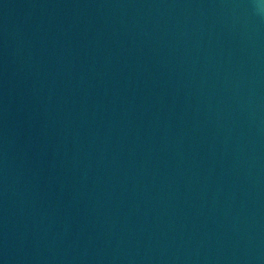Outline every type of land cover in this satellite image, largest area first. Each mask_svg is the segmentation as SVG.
Wrapping results in <instances>:
<instances>
[{"label": "water", "instance_id": "1", "mask_svg": "<svg viewBox=\"0 0 264 264\" xmlns=\"http://www.w3.org/2000/svg\"><path fill=\"white\" fill-rule=\"evenodd\" d=\"M0 264H264L261 0H0Z\"/></svg>", "mask_w": 264, "mask_h": 264}, {"label": "clouds", "instance_id": "2", "mask_svg": "<svg viewBox=\"0 0 264 264\" xmlns=\"http://www.w3.org/2000/svg\"><path fill=\"white\" fill-rule=\"evenodd\" d=\"M261 3L264 4V0H261Z\"/></svg>", "mask_w": 264, "mask_h": 264}]
</instances>
